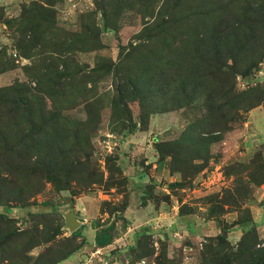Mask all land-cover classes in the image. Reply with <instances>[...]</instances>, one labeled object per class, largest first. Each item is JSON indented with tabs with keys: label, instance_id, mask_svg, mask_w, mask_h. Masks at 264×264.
<instances>
[{
	"label": "trees",
	"instance_id": "1",
	"mask_svg": "<svg viewBox=\"0 0 264 264\" xmlns=\"http://www.w3.org/2000/svg\"><path fill=\"white\" fill-rule=\"evenodd\" d=\"M95 1L103 11L106 30H115L107 24V8L114 5L109 0ZM133 1L151 16L138 36L142 42L131 43L130 51L117 63L98 57L97 67L89 72L76 57L105 48L94 17L91 22L92 16H88L90 24H84L79 32H71L57 23V6L62 0L33 1L15 18H8L0 7V22L19 33L16 49L30 62L23 67L29 81H16L0 88V264H62L85 246L84 242L72 244L81 236L83 226L65 240L69 245L59 242L57 238L63 234L65 222L56 216L57 211L28 212L30 226L26 216L23 231L17 226L19 220L4 212L13 209V205L22 209L31 206L32 199L43 192L47 183L61 192L70 190L71 184L81 178L84 189L97 184L119 189L126 184L123 157L106 158L107 180L92 164L89 143L98 130L96 112L101 110L104 98H89L92 96L88 97L87 92L88 84L97 86L103 78L115 76L132 56L136 75L131 83L115 84L112 117L123 124L125 120L132 121L129 102L133 97L146 103L144 120L156 111L152 108L159 99L173 105L172 110L195 107L199 111L196 121L190 123L178 142L156 143L160 167L167 158L173 157L179 163L173 174L180 175L181 181L173 188L185 186L188 166L194 168L193 174L204 167L192 165L186 157L208 163L210 146L223 140V134L235 130L237 123L245 122L246 112L264 106V83H251L264 63V0ZM11 62L0 60V74L16 68ZM238 77L244 81L242 90L238 88ZM80 97L86 104L85 122L64 114ZM136 130L132 124L130 134ZM233 166L237 172L231 174L238 176L240 187L226 190L219 202L207 203L208 220L220 218L226 205L237 204L240 195L246 198L254 187L264 185V152L255 154L248 164L238 161ZM145 186L137 185L144 206L157 196L155 186ZM130 207L127 201L122 207L113 208L109 217ZM190 213L182 211L180 216ZM252 222L247 214L236 225ZM129 223L126 219L124 227ZM116 225L114 221L107 225L94 222L92 252L113 245L118 236ZM222 229L203 246L200 264H264V239L259 236L257 224L253 223L243 234L237 247L228 241L227 228ZM148 231L136 233L133 245L117 251V257L108 260L137 264L141 258L153 256L155 251L149 248L153 236ZM52 243H56L57 249L51 247L36 258L30 256L34 248ZM165 251L158 256V263L168 264Z\"/></svg>",
	"mask_w": 264,
	"mask_h": 264
},
{
	"label": "rangeland",
	"instance_id": "2",
	"mask_svg": "<svg viewBox=\"0 0 264 264\" xmlns=\"http://www.w3.org/2000/svg\"><path fill=\"white\" fill-rule=\"evenodd\" d=\"M33 1L36 0H0V7L4 9L8 18H15ZM109 1L114 5L113 8L105 5L106 2L103 5L108 7L107 24L115 30H106L102 17L103 11L95 0H62L57 6L58 26L71 32H79L84 24H90L88 16L91 15V22L96 19L95 23L100 28V37L105 48L97 52L79 53L76 57L81 65L87 66L86 72L97 67L98 57L108 58L112 63H117L130 51L131 43L138 45L142 42L138 36L144 28L143 23L151 19L150 14L145 13L146 10L138 2ZM147 8H151V5H147ZM18 37L17 31H13L7 24L0 22V60L4 62L6 59L16 65V68L0 74V88L12 86L16 81H29L23 67L30 62L23 59L16 49ZM133 57L122 64L115 76L111 74L103 78L97 86L88 84L87 92L88 97L92 96L89 98H104L101 110L96 112L100 124L89 143L88 151L92 154V164L104 174L107 180L109 172L106 168V158L108 156L123 157L122 171L128 179L126 184L119 189L107 188L104 184L92 185L84 189L83 178H81L71 184L70 190L61 192L57 191L51 183H47L43 192L32 199L34 202L31 206L22 209L19 205H13L15 206L13 209L4 212H8L10 217L19 220L17 226L20 231L26 227L23 220L28 212L43 214L57 211L59 215H62V212H74L83 228L81 236L74 239L72 244L78 245L84 242L83 249L75 253L81 254L83 262H88L93 253L95 221L102 225L112 221L117 224L118 236L113 245L104 252L105 259L116 258L117 251L134 244L136 233L149 230L148 232L153 236L149 248L154 249L155 254L141 258V261L144 260L146 264H165L157 262L158 256L164 254V249L168 264H200V252L203 246L214 239L224 227L227 228L228 241L234 247H237L243 234L251 228L253 223L257 224L259 236L264 239V185L254 187L246 198L240 195L237 204L226 205L220 218L212 220L206 218V210L209 206L207 203L210 200L219 202L226 190H235L240 187L238 176L231 174L237 172V169H233V165L238 161L248 164L255 154L264 152V106L246 112L243 115L245 122L237 123L235 130L223 134V140L210 146L208 163L194 157H186L192 165L203 164L204 167L193 174L194 168L188 166L185 186L173 188L175 183L181 181L180 175L173 174V170L178 169L179 163L173 161V157L167 158L166 164L160 167L156 143L178 142L184 137L190 123L196 121L199 111L195 107L172 110L173 105L163 103L159 99L156 107L152 108L156 111L150 113V116L144 120L142 113L146 109V103L140 101V98L133 97L129 102L132 121L125 120L126 123L123 124L112 117L111 101L117 94L115 84L131 83L136 75ZM260 71H264V65L255 73L251 83L264 81V72L261 74ZM238 82V88L244 89L245 85L241 77H238ZM85 105L83 97H80L64 114L70 119L85 122L88 118ZM147 109L151 111L148 106ZM132 124L137 127V130L130 134L129 129ZM168 147L171 150L177 149L175 146ZM138 183L156 187V198L151 199L146 206L141 204V193L137 190ZM242 186L245 188V185ZM83 199L86 202L81 205ZM127 201L131 205L127 211L116 212L109 217L108 213L113 208H120ZM81 208L80 212L78 209ZM182 211L191 213L181 217ZM247 214L253 219L252 225H236L239 219L246 217ZM59 215H56L59 220L65 222L64 216L62 215V219ZM29 219L27 216L28 226H30ZM126 219L130 223L125 228ZM71 234L72 232L65 226L63 234L57 239L67 246L69 243H65V240L71 239ZM56 243L34 248L30 256L36 258L41 253H46L51 247L57 249ZM125 255L123 254L122 257ZM74 257L75 255L69 260L76 261ZM125 264H128V261Z\"/></svg>",
	"mask_w": 264,
	"mask_h": 264
},
{
	"label": "built area",
	"instance_id": "3",
	"mask_svg": "<svg viewBox=\"0 0 264 264\" xmlns=\"http://www.w3.org/2000/svg\"><path fill=\"white\" fill-rule=\"evenodd\" d=\"M263 65H264V63L261 64V66H263ZM263 72L260 71L261 74H263ZM262 82L264 83V81H262ZM103 254H104V249L103 248L96 249L91 254V257L89 258L88 262H84V263H81V264H121V262L119 260H117L116 262H110L108 259H105L103 257ZM137 264H146V262L143 260L141 262H138Z\"/></svg>",
	"mask_w": 264,
	"mask_h": 264
},
{
	"label": "water",
	"instance_id": "4",
	"mask_svg": "<svg viewBox=\"0 0 264 264\" xmlns=\"http://www.w3.org/2000/svg\"><path fill=\"white\" fill-rule=\"evenodd\" d=\"M62 215L65 218V226L67 229L70 230V232H75L77 231L80 226L81 223L80 221L76 218L74 212H62Z\"/></svg>",
	"mask_w": 264,
	"mask_h": 264
},
{
	"label": "crops",
	"instance_id": "5",
	"mask_svg": "<svg viewBox=\"0 0 264 264\" xmlns=\"http://www.w3.org/2000/svg\"><path fill=\"white\" fill-rule=\"evenodd\" d=\"M81 201V200H80ZM80 201H78V202H80ZM82 203H81V205H83V203L84 202H86L85 201V199H83V201H81ZM85 209V208H84ZM89 209H90V207H89ZM89 209H87V210H89ZM80 212H81V210H82V208L81 209H78ZM79 213V212H78ZM83 215V214H82ZM76 216V215H75ZM76 218H77V216H76ZM88 222V221H87ZM81 227V226H80ZM112 246V245H111ZM109 247H107V248H103L104 249V252L108 249ZM83 249V248H82ZM81 249V250H82ZM80 255V256H79ZM79 255H75V260L76 261H73V260H66V261H64L65 263L64 264H71L72 262H76L77 263V260H79V261H81L82 259H81V254H79ZM78 256H79V258H78Z\"/></svg>",
	"mask_w": 264,
	"mask_h": 264
}]
</instances>
